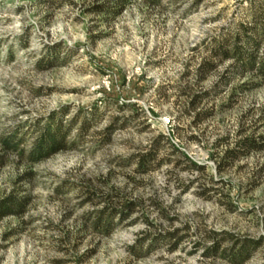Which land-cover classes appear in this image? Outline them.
Instances as JSON below:
<instances>
[{"label":"rangeland","instance_id":"374dc122","mask_svg":"<svg viewBox=\"0 0 264 264\" xmlns=\"http://www.w3.org/2000/svg\"><path fill=\"white\" fill-rule=\"evenodd\" d=\"M103 1L0 0V135L25 132L22 147L28 148L34 123L55 111L68 107V117L79 108L110 105L73 149L35 163L10 154L0 170V198L21 185L30 200L23 215L0 220V264H227L205 256L200 242L212 243L210 230L264 237V148L222 172L214 155L241 133H264V82L241 90L236 86L259 78L253 73L237 77L207 101L214 113L198 123L185 113L179 85L195 80L208 52L204 41L248 21L254 7L249 0H203L196 8L192 0H129L121 14L105 17L94 10ZM56 49L60 60L39 64ZM230 61H220L203 85L214 83ZM115 99L135 105L119 110ZM138 106L145 114L104 139L112 117L132 115ZM159 132L205 170L168 162L150 173L136 172L135 162L125 159ZM27 170L30 179H20ZM180 183L189 187L183 190ZM112 186L143 198L159 228L178 229L179 246L169 250L161 244L141 257L129 253L127 247L147 227L141 219L126 223L136 214L109 235L86 231L78 238L82 213L100 204L88 200L84 189L105 193ZM202 188L212 197L200 194ZM153 199L175 219L162 217ZM244 264H264V245Z\"/></svg>","mask_w":264,"mask_h":264},{"label":"trees","instance_id":"16d2710c","mask_svg":"<svg viewBox=\"0 0 264 264\" xmlns=\"http://www.w3.org/2000/svg\"><path fill=\"white\" fill-rule=\"evenodd\" d=\"M148 1L153 4L161 2V0ZM128 2L129 0H105L95 4L94 10L106 14L105 17L116 16L122 13ZM201 2L203 0H192L191 4L193 8H196ZM249 2V5L254 7L249 20L240 21L236 25L227 27L226 32L218 33L206 39L204 44L208 52L195 69V80L190 84L179 85L185 97L184 111L186 114L192 115L193 121L196 123L214 113V105H206L207 101L231 87L237 77L253 73L254 78H259L258 81L251 79L237 85L236 88L241 90L251 89L264 82V52L260 51L264 34V0H249ZM60 58L61 54L56 49L51 58L40 59L39 64L47 60V65L52 66ZM227 59H231V61L225 70L220 73L218 79L211 85L204 86V81L211 72L217 69L219 62ZM235 93L233 91L232 96ZM115 100L119 110L131 108L135 105L125 101L119 103L117 99ZM109 106L107 105L106 108ZM106 108L103 109L102 106L98 105L91 109L79 108L75 110L73 115L68 117H65L70 112L68 107L55 111L45 122L38 121L34 123L36 125L34 129L35 137L28 148L22 147L25 132L21 134L16 130L3 133L0 135V170L6 165L10 154L13 152H18L19 155L25 156L29 162L35 163L57 152L75 148L77 144L84 140L83 138L90 129L104 117ZM143 114H145L144 109L138 106L132 115L112 117L111 123L103 130L104 139L109 140L118 126L127 124ZM165 148L169 149L168 152L164 156L160 155ZM263 148L264 133L259 135L252 132L250 134L241 133L233 145L227 146L222 153L214 155L217 169L222 172L239 158L251 151ZM129 161L135 162V171L138 173H150L168 162L190 171H203L206 168L205 165L192 161L185 151L173 143L167 134L162 132L155 135L144 148L139 149L125 159L126 163H129ZM31 173L27 170L20 179H30ZM181 187L186 190L189 184H183ZM84 190L88 200L100 204L98 207L82 213L83 224L80 227L82 235L78 238L81 239L86 231L109 235L136 214L135 218L126 223L131 224L136 222L137 219H141L147 224V227L141 231L137 242L127 247L132 255L136 257L144 256L161 244H167L169 250H175L182 242L183 235L178 234V229L163 230L159 228L154 219H151L149 213L145 211L146 206L143 198L129 197L113 186L105 193H99L97 189L89 187ZM209 190V188H202L199 193L206 198H211L212 195ZM29 200L30 194L26 191V188L18 185V187L0 198V220L9 215H23L27 210ZM152 202L162 217L169 221L175 219V216L168 213V209L163 206L162 201L153 199ZM207 234V237L212 239V243H208L207 240L200 242L204 246V255L212 258H222L227 264H244L259 247L264 245L263 236H241L228 230H223L221 233L210 230ZM90 252L92 250L86 254H90Z\"/></svg>","mask_w":264,"mask_h":264}]
</instances>
